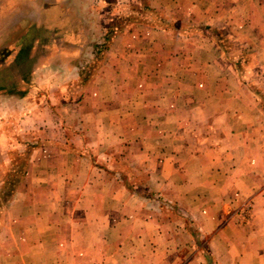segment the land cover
Returning a JSON list of instances; mask_svg holds the SVG:
<instances>
[{
  "label": "crops",
  "instance_id": "crops-1",
  "mask_svg": "<svg viewBox=\"0 0 264 264\" xmlns=\"http://www.w3.org/2000/svg\"><path fill=\"white\" fill-rule=\"evenodd\" d=\"M149 1L264 43V0ZM101 2L0 9V117L40 127L0 264H264V114L249 85L194 34L136 25L99 53L105 34L86 29ZM31 25L44 30L19 48ZM73 33L75 62L58 48Z\"/></svg>",
  "mask_w": 264,
  "mask_h": 264
},
{
  "label": "rangeland",
  "instance_id": "rangeland-1",
  "mask_svg": "<svg viewBox=\"0 0 264 264\" xmlns=\"http://www.w3.org/2000/svg\"><path fill=\"white\" fill-rule=\"evenodd\" d=\"M33 1L40 4V2L44 3L48 0H0L2 6L0 9L1 11L3 9L9 10L16 5L23 8L27 2ZM149 2V0H105L103 3L102 0L100 10L95 12V17L100 18V21L96 26L91 25L89 29L87 27L88 36L100 38L105 34L106 37L109 27L116 30L113 33L119 34L135 28L136 25L152 26L156 29L169 30L174 33L198 35L201 44L214 45L213 49L218 57L220 43V49L224 52L227 63L235 70V76L249 85L251 93L256 99V110L264 114V43L257 42V47L252 49L251 45L245 44L246 42L244 44L236 43L229 32L220 28L219 25L187 24L183 19V12L179 13L177 11L172 14L167 10L158 11L156 8L149 6ZM84 13L89 19L93 18L88 15L90 12L84 11ZM71 16V11L65 15L63 28L66 32H70L72 29ZM43 30L44 27L35 30L31 25L29 33L17 43V46L24 49L34 37V34ZM84 43L83 38L76 37L73 33L72 36L65 37L63 42L59 44V52L67 55L68 58H75L73 60L75 62L84 48ZM49 44L51 43L49 42ZM72 48L73 52L70 50ZM65 50H68V52ZM87 51L91 53V47ZM84 59L88 64H93L95 61V57H91L88 53L84 56ZM17 64L14 60L10 67L12 68ZM93 66L87 65L84 68L82 75L84 80L90 76ZM48 91L50 96L56 97L52 94L51 89ZM33 96L37 99L35 93ZM49 102L51 103L50 100ZM15 108L17 111L19 110L17 106ZM47 113L50 114L49 110ZM30 118L11 117L9 122L8 117H0V120H2V122L0 121V231L9 225L11 213H18L21 206H23L19 197L22 200L25 188H31L24 183V178L27 176L25 171L27 152L40 141L38 130H35V128L40 127L37 122L31 121ZM46 118L44 117V119ZM21 190L24 191L21 192ZM248 209L249 205L247 203H241L238 210L246 215ZM0 238H7V235L0 234Z\"/></svg>",
  "mask_w": 264,
  "mask_h": 264
},
{
  "label": "trees",
  "instance_id": "trees-1",
  "mask_svg": "<svg viewBox=\"0 0 264 264\" xmlns=\"http://www.w3.org/2000/svg\"><path fill=\"white\" fill-rule=\"evenodd\" d=\"M113 32H116V30L114 29H112V27H109V29L107 30V36L105 37V41H103V43L101 44V46H99L98 47V52L99 53H101V52H103V51H105V50H107L108 49V40L110 39V37H112L113 35H115V33H113ZM111 34V35H110ZM113 34V35H112ZM99 56V55H98ZM97 58H99V57H97ZM91 66V65H94V66H96V64L95 63H93V64H86V66ZM88 78V77H87ZM86 78V79H87Z\"/></svg>",
  "mask_w": 264,
  "mask_h": 264
}]
</instances>
